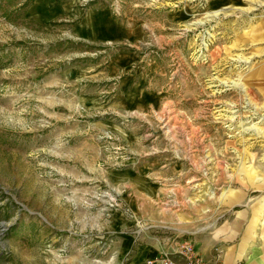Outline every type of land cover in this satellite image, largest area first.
<instances>
[{
    "label": "rangeland",
    "instance_id": "obj_1",
    "mask_svg": "<svg viewBox=\"0 0 264 264\" xmlns=\"http://www.w3.org/2000/svg\"><path fill=\"white\" fill-rule=\"evenodd\" d=\"M104 7L144 36H71ZM259 205L264 0H0V264H134Z\"/></svg>",
    "mask_w": 264,
    "mask_h": 264
},
{
    "label": "crops",
    "instance_id": "obj_2",
    "mask_svg": "<svg viewBox=\"0 0 264 264\" xmlns=\"http://www.w3.org/2000/svg\"><path fill=\"white\" fill-rule=\"evenodd\" d=\"M72 11H75L73 17L79 13L74 7ZM176 13L178 17L183 15L177 11ZM65 21L72 23L71 36L105 45H120L123 41L141 39L149 24V21L134 14L117 18L108 7L89 8L77 21ZM123 55L116 57L117 59L110 64V66L114 65L115 71L118 70L115 64L126 69L135 61V55L130 53L126 54L127 56ZM127 83L124 82V85ZM133 86L134 90L128 96L131 101L146 100L150 97L149 95H152L148 85L143 90L141 85H138V88L137 84ZM253 220L257 224L255 229L252 226ZM195 245L198 252L204 256H209L212 249L219 246L223 252V264H264V205L248 208L245 215L236 216L231 223L221 224L204 240L195 241ZM158 253L155 248L140 249L133 263L144 264L151 256L154 257Z\"/></svg>",
    "mask_w": 264,
    "mask_h": 264
},
{
    "label": "built area",
    "instance_id": "obj_3",
    "mask_svg": "<svg viewBox=\"0 0 264 264\" xmlns=\"http://www.w3.org/2000/svg\"><path fill=\"white\" fill-rule=\"evenodd\" d=\"M147 264H223V252L219 246L204 256L191 239L174 241L161 246L160 252L147 260Z\"/></svg>",
    "mask_w": 264,
    "mask_h": 264
},
{
    "label": "bare ground",
    "instance_id": "obj_4",
    "mask_svg": "<svg viewBox=\"0 0 264 264\" xmlns=\"http://www.w3.org/2000/svg\"><path fill=\"white\" fill-rule=\"evenodd\" d=\"M146 264H147V262H146Z\"/></svg>",
    "mask_w": 264,
    "mask_h": 264
}]
</instances>
